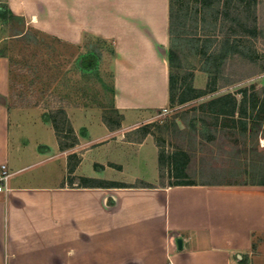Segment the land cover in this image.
Here are the masks:
<instances>
[{
  "label": "crops",
  "instance_id": "crops-1",
  "mask_svg": "<svg viewBox=\"0 0 264 264\" xmlns=\"http://www.w3.org/2000/svg\"><path fill=\"white\" fill-rule=\"evenodd\" d=\"M4 2L68 41L111 40L121 119L113 126L99 105L65 106L77 140L61 148L49 111L11 106L0 58V164L11 171L0 264H264V185L169 184L155 137L140 134L169 101V0Z\"/></svg>",
  "mask_w": 264,
  "mask_h": 264
},
{
  "label": "rangeland",
  "instance_id": "rangeland-1",
  "mask_svg": "<svg viewBox=\"0 0 264 264\" xmlns=\"http://www.w3.org/2000/svg\"><path fill=\"white\" fill-rule=\"evenodd\" d=\"M228 7H237V14ZM205 10L189 1L184 35L169 44L177 57L170 64L166 112H155L140 134L155 137L169 184L259 183L264 180V0H211ZM113 49V42L100 36L79 43L28 26L0 0V58L9 64L11 106L49 111L65 144L72 140L59 113L65 106H102L108 121L118 125ZM232 49L235 54L226 55ZM223 95L237 98L247 113L233 118L231 104L212 103Z\"/></svg>",
  "mask_w": 264,
  "mask_h": 264
},
{
  "label": "trees",
  "instance_id": "trees-1",
  "mask_svg": "<svg viewBox=\"0 0 264 264\" xmlns=\"http://www.w3.org/2000/svg\"><path fill=\"white\" fill-rule=\"evenodd\" d=\"M189 1L190 0H169V30H170V36H171V43L173 44L175 41V36L176 35H184V33H180L181 30H183L185 23L188 19V14H189ZM200 5H201V10L203 9V12L206 11V7L209 6V2L211 0H197ZM228 10L232 12L233 14H237L238 8L237 7H228ZM237 27H239L238 24H236ZM238 32V31H237ZM236 34V32L234 33ZM229 40V39H228ZM230 41V40H229ZM235 49H232V51L227 52L226 55L228 54H235ZM204 55L207 54L206 51L203 53ZM177 57L176 50L174 46L169 49V62L172 65L175 61V58ZM229 103L231 104L230 107V112L231 116L234 118L235 113L238 112L240 114H246L247 110L246 108H242V106H238V100L237 98L231 96V95H223L221 97H218L217 99H213L212 103ZM59 113L64 117L66 124H67V130L72 136V142L68 145H65L61 141V148L65 147H70L74 144V142L77 140V137L74 133V130L72 129L71 125L69 124L68 118H67V113L65 109H60ZM44 118L46 119H51L53 121V124L55 126V129L57 131V135L60 138V126L57 118L54 115H50L48 113H44ZM68 122V123H67ZM163 156L160 153V168H161V176L164 177L163 173ZM74 165H71V168H73ZM176 184H190V182H177ZM258 184L264 185V180L259 182Z\"/></svg>",
  "mask_w": 264,
  "mask_h": 264
},
{
  "label": "built area",
  "instance_id": "built-area-1",
  "mask_svg": "<svg viewBox=\"0 0 264 264\" xmlns=\"http://www.w3.org/2000/svg\"><path fill=\"white\" fill-rule=\"evenodd\" d=\"M166 112V108H162L161 113ZM11 176V171L8 168L7 164L2 163L0 164V191H9L10 187L8 186V181L10 179ZM171 241L177 245L178 249H181L184 247V243H183V239L179 236V237H175V236H171ZM181 239L182 240V246H179L178 240ZM169 264H174L173 261L171 259H169Z\"/></svg>",
  "mask_w": 264,
  "mask_h": 264
},
{
  "label": "water",
  "instance_id": "water-1",
  "mask_svg": "<svg viewBox=\"0 0 264 264\" xmlns=\"http://www.w3.org/2000/svg\"><path fill=\"white\" fill-rule=\"evenodd\" d=\"M178 243H179V246L181 247V246H182V240L179 239V240H178Z\"/></svg>",
  "mask_w": 264,
  "mask_h": 264
}]
</instances>
